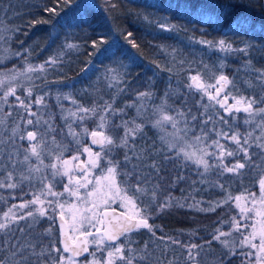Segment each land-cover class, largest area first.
I'll list each match as a JSON object with an SVG mask.
<instances>
[{
  "label": "snow or ice",
  "instance_id": "1",
  "mask_svg": "<svg viewBox=\"0 0 264 264\" xmlns=\"http://www.w3.org/2000/svg\"><path fill=\"white\" fill-rule=\"evenodd\" d=\"M64 2L67 3L68 0ZM247 23L248 17L245 15L244 20L237 24V30ZM0 31H11L14 34L18 28L5 29L0 24ZM198 42L218 48L221 52L243 53L246 56L249 55L251 47L246 42L244 47L234 48L224 39ZM67 47L72 48L73 45L68 44ZM93 47L97 45L93 44ZM14 55L19 56L21 53L16 52ZM58 59L59 57L50 58L45 64L55 66ZM45 64H28L22 71L12 68L9 70L10 74L0 73V104H8L9 97H14L18 107L22 109L10 130L7 118L12 115L11 111L0 117V189L13 192L20 189L22 196L32 197L30 200H23L21 196V203L11 204L6 211L0 213V264H78L77 257L84 253L92 257L88 264H164V257L169 252L168 242L186 250L185 264H201L202 250L206 258L208 249L205 245L210 247L212 241L219 242L226 253L211 264H227L231 257L238 255L237 248L247 249L239 252V256L243 257L240 264H264V175L258 181L259 195L256 192H247L233 196L226 187L227 182H221L229 174L243 178L245 170L259 169L264 174V69L255 68L250 59L242 61L240 69L255 73L244 84L248 88L259 86V98L243 93L234 95L233 93L240 91L235 77L230 78L223 72L218 75L214 73L211 81L202 79V73L199 72L190 75L191 83L187 85L189 91L195 89L201 93V98L197 101L201 109L199 115L192 112L191 108L185 111L179 107L175 108V115L171 114L169 109L172 105L168 102L170 94L166 92L161 104L153 110L156 119L152 126L163 131L166 125H170L174 130L160 137L168 151H175L174 156L167 155L162 147L145 143V121L137 122V117L143 115V104L136 107L137 117L126 118V109L134 107V104L117 108L113 100L103 104L94 101L85 106L70 96H64L63 99H71L72 104L76 105L75 111L67 110L73 119L65 124L66 133L61 129V134L71 137V142L75 145L71 157L64 158L66 151H72L68 142L57 141L54 122L51 119L44 120L38 112L32 111L33 103L45 109L49 107L45 103V96L37 95L34 101L29 99L26 102L17 95L18 87L22 86L15 81L20 76L31 79L29 73L45 72ZM223 67L225 65L220 64V68ZM152 95L151 91L137 93L138 98L144 99H151ZM27 96H33L31 87L27 89ZM204 97H207L208 104L203 103ZM60 99L58 95V104ZM229 99L234 102L229 104ZM213 102L233 122L240 119V113H244L243 124L252 126L254 130L246 129L242 133L238 124H230L225 115L208 114V108ZM0 112H3L2 107ZM62 118L68 120L67 116ZM198 119L201 124L198 134L193 135L191 140L186 139L189 131L197 132L193 122ZM181 121L184 122V127L178 128ZM21 124L25 127L21 128ZM27 126H32L33 130H29ZM224 126H227V130ZM5 132L9 134L5 136ZM49 132L53 133L50 138ZM181 132L185 135H180ZM86 138L90 140V145L84 143ZM24 140L28 141L26 148L18 143ZM222 141H230L235 148L228 147ZM92 146H96L98 150H94ZM253 148L257 151H253ZM45 154L50 163H45ZM84 154L86 159L81 160ZM177 158L202 168L203 172L199 173L202 182H208L207 177L215 173L218 179L212 181V186L218 187L227 195L221 200L209 202L207 209L200 208L199 202L191 205L181 203L187 197L175 198L171 192L164 195L166 188L185 179L183 175L174 176L166 187L161 184L166 179L161 174L162 171L170 161ZM33 159L37 163L34 164ZM57 178H60L63 191L57 190ZM64 178L66 183L63 182ZM25 187L27 192L24 191ZM12 198L15 199V196ZM192 199L195 201V197ZM0 201L7 204L8 198L0 195ZM115 201H119L124 209L118 215L107 210L110 202ZM228 203L234 204L241 219L231 216L228 221L231 230L226 232L216 228L212 239L206 240L204 244L182 243L172 237H157L159 226L149 222L156 214L173 207L187 206L199 211H215L217 207ZM45 217L51 223L40 231L38 226ZM57 217L60 221L59 232L63 237L60 241L62 248L57 247L53 233ZM141 230H146L151 237L161 241L164 244L163 249L161 250L160 244H156L150 250L148 241L141 244L138 236L134 235ZM233 232L239 233V237L232 240L222 239L231 237ZM44 237H49V240L45 242ZM89 246H94L96 251L105 255L97 257L96 251L89 252ZM154 250L161 254L154 255ZM167 264H178L177 258L173 256L167 260Z\"/></svg>",
  "mask_w": 264,
  "mask_h": 264
},
{
  "label": "trees",
  "instance_id": "2",
  "mask_svg": "<svg viewBox=\"0 0 264 264\" xmlns=\"http://www.w3.org/2000/svg\"><path fill=\"white\" fill-rule=\"evenodd\" d=\"M245 15L248 17V23L237 30V24L244 20ZM0 24H3L5 29L18 28L14 34L11 31H0V71L24 69L28 64H45L50 58L59 57L55 66L45 64V72H33L32 76L36 82L30 86L33 89L31 98L25 93V88L19 87L18 91L26 102L29 99L34 101L37 95L45 96V103L49 107L39 110L35 106L34 111L54 122L58 140L62 136L60 128L64 129L65 133L67 131L61 116L65 115L67 110L76 109L71 99H63L64 96H70L85 106L94 101L103 104L113 100L117 108L134 104V107L126 109L128 118L136 114V107L141 104L148 106L153 102V98L159 101L163 94L168 92L171 111L175 112L177 107L185 111L191 108L192 112L199 115L201 109L197 101L200 100L201 93L195 89L189 91L187 87L191 83L189 76L198 72L206 79L214 78V73L218 75L223 72L230 78L235 77V83L240 89L236 93L256 95L258 98L261 95L259 86L248 88L244 84V81L254 77L255 73H247L243 78L240 69L242 61L249 59L255 68L264 69L262 0H68L67 3L64 0H0ZM169 27L171 30H168ZM221 39L232 44L234 48L244 47L247 42L251 46L249 55L221 52L198 42H215ZM68 44L73 47L68 48ZM93 44L97 47H93ZM133 44L136 46L133 47ZM16 52L21 55H14ZM224 60L232 65L230 69L221 70L220 64H223ZM118 61H123L127 66L125 69L118 66L116 75L120 79L119 84L111 85L106 94L95 91L92 82L96 74L106 68L107 64L118 65ZM253 83L257 84L254 80ZM81 86L87 88L83 95L80 93ZM166 86L170 87L168 91ZM144 91H151L153 94L151 99L144 101L145 103L137 96V93ZM58 95L61 97L59 104L56 100ZM185 100L187 103H184ZM12 101L9 100V103ZM203 103H209L207 97H204ZM7 109L8 104L3 105L1 113L4 114ZM21 112L22 110L15 106L12 115L7 118L8 124L15 122ZM216 113L225 115L230 124H238L242 133L246 129L254 130L252 126L243 124V114L239 115L238 121L233 122L231 117L213 102L208 108V114ZM71 121L69 119L67 122ZM193 123L197 132L189 131L191 137L198 134L201 127L199 119ZM224 127L227 130V126ZM144 131L147 133L146 144L164 148V152L169 156L175 155L174 150L168 151L162 143L161 131L149 124L145 126ZM66 141L72 149L65 152L66 157L70 158L75 151V145L71 142V137L62 139V143ZM137 142L139 143V138ZM84 143L90 144L89 139L86 138ZM222 143L235 148L230 141ZM122 155L121 152V159ZM245 171L243 178L229 174L224 176L221 182H227L226 187L233 196L247 192H256L259 195L258 181L264 174L259 169ZM202 172V168H197L191 162L184 163L182 158L170 161L161 173L166 177L161 181L162 186L170 184L174 176L183 175L185 179L173 187L166 188L163 194L171 192L175 198L187 197L186 200L182 199L181 203L191 205L199 202L200 208L207 209L209 202L221 200L227 193L212 186V181L218 179L215 173L207 177L208 182H202L199 175ZM194 181L196 183H193ZM192 197H195V201ZM9 205L8 202L3 205L0 201V213ZM111 208L122 210L118 203ZM221 208L223 207H217L215 211H199L187 206L173 207L156 214L149 222L159 226L157 237H172L182 243L204 244L206 240L212 239L215 229L222 226V222L218 220ZM54 234L58 243L57 229ZM134 235L138 236L141 244L148 241L150 250L154 249L156 244H160L161 250L164 247L161 241L151 237L146 230ZM48 240L49 237H44L45 242ZM168 244L169 252L167 257H164V264L173 256L177 258L178 264H185L186 250L179 245L170 242ZM205 247L208 251L205 258L202 250L201 264H211L217 258L225 256L226 251L221 250L216 241H212L210 247ZM153 254L159 256L161 252L154 250ZM89 259L90 255L83 261ZM242 259L241 256H233L227 264H240Z\"/></svg>",
  "mask_w": 264,
  "mask_h": 264
},
{
  "label": "rangeland",
  "instance_id": "3",
  "mask_svg": "<svg viewBox=\"0 0 264 264\" xmlns=\"http://www.w3.org/2000/svg\"><path fill=\"white\" fill-rule=\"evenodd\" d=\"M203 45H205V44H203ZM207 48H211L212 49V47H209V46H207V45H205ZM216 49H218V48H216ZM233 53H235V52H233ZM231 54V53H230ZM117 64L118 65H116V66H111V64H107L106 65V68H104V69H102L100 72H98L97 74H96V76H95V78H94V81L92 82L93 84V86H94V88H95V91H100L102 94H106L108 91H109V87L111 86V85H117V84H119V82H120V79H119V77H117V72H111L110 70L111 69H117L118 70V68L120 67V69L122 68V69H125L127 66H126V64L123 62V61H118L117 62ZM168 64H169V62H168ZM222 64V63H221ZM223 64L225 65V67H223V68H221V70H227V69H230L231 67H232V65L229 63V61H226V60H224V62H223ZM36 66H38V65H36ZM119 66V67H118ZM27 67V66H26ZM26 67H24V69H26ZM24 69H16L17 71H22V70H24ZM209 71V73H211V75L213 74V72L211 71V70H208ZM0 73H9V70H7V71H0ZM10 74V73H9ZM245 74H247V72H244V71H242V77L243 78H245ZM33 75V73H29L28 74V76H30L31 77V79H29V78H27V77H25V76H20V78L17 80V81H15V83L17 84V85H21L23 88H25V93L27 94V89H28V86L30 87L31 85H34L35 84V82H36V79L32 76ZM202 79H204V80H206V81H211V80H213V78L212 79H206V78H204V77H202ZM190 84V83H189ZM167 85H169V84H167ZM97 88V89H96ZM169 86H166V90L168 91L169 90ZM229 89H231V86H229ZM18 91H19V87H18V89H17V95H19L18 94ZM49 90H47V92H48ZM87 92V88L86 87H84V86H81L80 87V93L83 95L84 93H86ZM234 95H239L238 93H233ZM164 96L161 98V99H159V101L158 100H156L155 98H153V102L151 103V104H149L148 106H145L144 107V111H143V115L142 116H139V117H137V113L135 114V115H133L132 117H137V122L139 123V122H141V120H144L145 121V126L146 125H151L152 126V122H154V120L156 119V117L153 115V110H154V108L156 107V106H158V105H160L161 104V102H162V99L165 97V93L163 94ZM22 98V97H21ZM9 100H13L12 102H10V103H8V109H7V112L8 111H11V113H12V110L15 108V107H12L11 105H16V106H18V102H16L15 101V98L14 97H9ZM148 101V99H144V98H141V101L142 102H144V101ZM230 101H231V103H233L234 101L232 100V99H229ZM168 102H169V100H168ZM145 103V102H144ZM169 104H170V102H169ZM3 105H6V104H0V107H2L3 108ZM35 106H37L38 107V109L39 110H43L44 108L42 107V106H40V105H36L35 103H33V106H32V111H34V107ZM22 110V109H21ZM73 111H75V109L73 110ZM135 111H136V109H135ZM35 112V111H34ZM169 112L171 113V114H173V115H175V112H173V111H171V109H169ZM65 115H62V116H69L68 115V112H65L64 113ZM240 114H243V116L245 115L244 113H240ZM239 114V115H240ZM26 115V114H25ZM4 116V114L3 113H1L0 112V117H3ZM41 116V115H40ZM62 116H61V118H62ZM242 116V117H243ZM70 118H68V120L69 119H73V117H71V116H69ZM132 117H128V118H132ZM44 120H50V119H48V118H44V117H42ZM147 118V119H146ZM33 119H35V118H33ZM62 120H63V122L66 124V122L68 121H65L63 118H62ZM149 121H151V122H149ZM14 123L15 122H10L9 124H8V119H7V126H8V128H9V130L11 129V127H13L14 126ZM25 127V125L24 124H21V128H24ZM28 127V129L29 130H31V128H32V126H27ZM153 127V126H152ZM184 127V122L183 121H181V123L178 125V128H183ZM157 129V128H156ZM60 130H61V128H60ZM78 131H79V129H77ZM157 130H159V129H157ZM40 131L42 132L43 131V129H40ZM159 131H161V130H159ZM174 130L171 128V126L170 125H166L165 126V128H164V130L163 131H161L163 134V136H165L166 134H168V133H172ZM256 133L257 134H259V132H258V130H256ZM9 134V132H5L4 133V135L5 136H7ZM53 133H51V132H49L48 133V137L50 138L51 137V135H52ZM180 135H185V133L184 132H181L180 133ZM63 136V137H62ZM61 137H60V140H58V138H57V141H59V142H61L62 143V139H66V136L65 135H62ZM186 139H189V140H191V136H189V134H187V136H186ZM24 144H23V143ZM18 143H20V144H22L23 145V147H28V141L27 140H24V141H18ZM90 143V142H89ZM90 145V144H89ZM178 146H179V142H178ZM49 147H51V145H49ZM95 150V149H94ZM253 151H257V149H255V148H253ZM64 158H68V157H66V154H64ZM84 159H86V154H84V155H82L81 156V160H84ZM34 164L35 163H37V161H35L34 159H33V161H32ZM190 162V161H189ZM45 163L47 164V163H49V159L47 158V154H45ZM104 162L102 161V164H103ZM47 171V170H46ZM97 172H99V169H97ZM38 186V185H37ZM81 192L83 193L84 192V190L82 189L81 190ZM0 195H3V196H5V197H7L8 198V203H10V205L11 204H18V203H16V202H14L15 200H16V198H18V196L19 197H21L22 196V194L20 193V191H19V189H16L14 192L12 191V190H7V189H0ZM12 196H15V199H13L12 198ZM27 200V199H26ZM29 200V199H28ZM73 202H74V198H73ZM21 203V202H20ZM116 203H118V204H120L119 203V201H115V202H110V207L109 208H111L114 204H116ZM1 204H5V203H3V201H1ZM223 208H221L220 209V216L218 217V220H220V222H222V226L220 227V229L221 230H223V231H230L231 230V227H230V224L228 223V221L230 220V217L231 216H236L237 217V219H241V217L239 216V212H238V209H236L235 208V206H234V204L233 203H229V204H227V206H225V204L222 206ZM122 208V207H121ZM217 209V208H216ZM7 210V208L5 209V211ZM122 210L124 211V209L122 208ZM226 218V219H223V218ZM47 218L45 217V218H42L41 220H46ZM38 230H40V231H42L39 227H38ZM58 230V229H57ZM245 231H247V230H245ZM55 232V228L53 227V233ZM239 233H236V232H233V235L231 236V237H226V238H222V239H229V240H232V239H234V238H237V237H239ZM56 237V236H55ZM258 242V241H257ZM237 243H238V240H237ZM217 244L219 245V248L221 249V250H224V251H226L224 248H223V246L219 243V242H217ZM57 247H61V245H60V234H59V231H58V243H57ZM90 248H91V251L93 252V251H96V249H95V247L94 246H90ZM241 251H247V249H239V248H237V253H238V256H239V252H241ZM96 255H97V257H101V256H104L105 255V253H101V252H98V251H96ZM91 259H92V257L90 256V259L88 260V261H82V262H78V264H88V262L89 261H91Z\"/></svg>",
  "mask_w": 264,
  "mask_h": 264
},
{
  "label": "flooded vegetation",
  "instance_id": "4",
  "mask_svg": "<svg viewBox=\"0 0 264 264\" xmlns=\"http://www.w3.org/2000/svg\"><path fill=\"white\" fill-rule=\"evenodd\" d=\"M95 150H98V149H95ZM49 163H50V160H49ZM63 182L64 183H66V178H64V180H63ZM56 187H57V190H59V191H63V185H62V183L60 182V178H57V184H56ZM19 191H20V193H21V190L19 189ZM24 191L25 192H27L28 191V189H27V187H25V189H24ZM22 194V193H21ZM32 197H31V195H23L22 196V199L23 200H30ZM22 199H21V197H19L18 196V198H16V200L14 201V202H16V203H20V202H22ZM51 222L50 221H48L47 219L46 220H41L40 221V224H39V228L40 229H44V228H46V227H48L49 226V224H50ZM55 229H58V231H59V223H58V217L56 218V221H55V227H54ZM59 234H60V232H59ZM60 241H61V239H60ZM60 245H61V242H60ZM61 248H62V246H61ZM157 256V255H156ZM78 262H82L83 260H77Z\"/></svg>",
  "mask_w": 264,
  "mask_h": 264
},
{
  "label": "water",
  "instance_id": "5",
  "mask_svg": "<svg viewBox=\"0 0 264 264\" xmlns=\"http://www.w3.org/2000/svg\"><path fill=\"white\" fill-rule=\"evenodd\" d=\"M263 1V8H264V0H262ZM228 103L229 104H231L230 103V101H228ZM226 114V113H225ZM89 142H90V140H89ZM94 149H98V148H96V146H92ZM108 211H114L115 212V214H119V213H121V212H123L122 210H119V209H116V208H108L107 209ZM58 223L60 224V221H59V219H58ZM60 239L62 240L63 239V237H62V235L60 234ZM61 246H63L62 245V243H61ZM89 252H91V249H90V246H89ZM89 256V254L88 253H84L83 255H81V256H79V257H77V260H83V259H85L86 257H88Z\"/></svg>",
  "mask_w": 264,
  "mask_h": 264
}]
</instances>
